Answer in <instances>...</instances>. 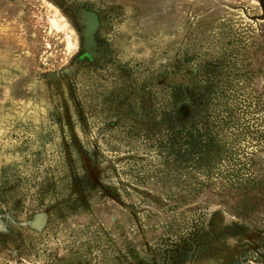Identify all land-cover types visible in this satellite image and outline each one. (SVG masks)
<instances>
[{
  "label": "rangeland",
  "instance_id": "rangeland-1",
  "mask_svg": "<svg viewBox=\"0 0 264 264\" xmlns=\"http://www.w3.org/2000/svg\"><path fill=\"white\" fill-rule=\"evenodd\" d=\"M0 217V264H264V0H0Z\"/></svg>",
  "mask_w": 264,
  "mask_h": 264
},
{
  "label": "flooded vegetation",
  "instance_id": "flooded-vegetation-1",
  "mask_svg": "<svg viewBox=\"0 0 264 264\" xmlns=\"http://www.w3.org/2000/svg\"><path fill=\"white\" fill-rule=\"evenodd\" d=\"M92 163L90 164V162L87 164V169L88 171L90 172V175L92 177H94V179L101 183L102 182L100 181L99 177L96 176V174L94 173V170L93 168L91 167ZM94 180V181H95ZM38 219V220H37ZM42 219V221L40 222L39 220ZM0 223H1V217H0ZM48 223H49V213H46L45 211H42L41 213H39L35 220L32 222V226L30 227L29 229V234L30 235H41L42 232H45L46 230L49 229L48 227ZM1 228H0V233H3L1 232ZM19 248V247H18ZM20 249V248H19ZM19 249H16L17 251H19ZM24 255V254H23ZM25 256V255H24Z\"/></svg>",
  "mask_w": 264,
  "mask_h": 264
},
{
  "label": "water",
  "instance_id": "water-1",
  "mask_svg": "<svg viewBox=\"0 0 264 264\" xmlns=\"http://www.w3.org/2000/svg\"><path fill=\"white\" fill-rule=\"evenodd\" d=\"M88 21V27L85 31V37H86V45H85V51L87 54L92 55L95 52V40H94V31L98 25L96 15L90 14ZM38 220V219H37ZM40 222L42 219L39 220Z\"/></svg>",
  "mask_w": 264,
  "mask_h": 264
},
{
  "label": "bare ground",
  "instance_id": "bare-ground-1",
  "mask_svg": "<svg viewBox=\"0 0 264 264\" xmlns=\"http://www.w3.org/2000/svg\"><path fill=\"white\" fill-rule=\"evenodd\" d=\"M57 27V26H56Z\"/></svg>",
  "mask_w": 264,
  "mask_h": 264
}]
</instances>
